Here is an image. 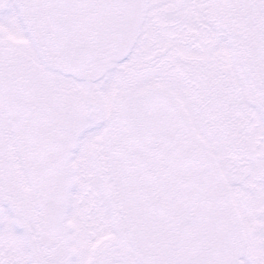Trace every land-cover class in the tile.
I'll return each instance as SVG.
<instances>
[{
	"label": "snow or ice",
	"instance_id": "snow-or-ice-1",
	"mask_svg": "<svg viewBox=\"0 0 264 264\" xmlns=\"http://www.w3.org/2000/svg\"><path fill=\"white\" fill-rule=\"evenodd\" d=\"M0 264H264V0H0Z\"/></svg>",
	"mask_w": 264,
	"mask_h": 264
}]
</instances>
